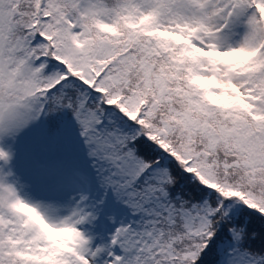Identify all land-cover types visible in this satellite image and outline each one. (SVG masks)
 <instances>
[{
  "label": "snow or ice",
  "instance_id": "1",
  "mask_svg": "<svg viewBox=\"0 0 264 264\" xmlns=\"http://www.w3.org/2000/svg\"><path fill=\"white\" fill-rule=\"evenodd\" d=\"M0 264H264V0H0Z\"/></svg>",
  "mask_w": 264,
  "mask_h": 264
}]
</instances>
